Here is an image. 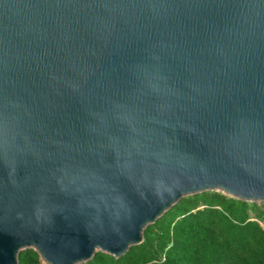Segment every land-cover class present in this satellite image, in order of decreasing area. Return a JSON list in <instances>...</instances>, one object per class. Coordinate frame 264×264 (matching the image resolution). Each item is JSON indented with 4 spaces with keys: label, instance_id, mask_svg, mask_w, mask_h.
<instances>
[{
    "label": "water",
    "instance_id": "water-1",
    "mask_svg": "<svg viewBox=\"0 0 264 264\" xmlns=\"http://www.w3.org/2000/svg\"><path fill=\"white\" fill-rule=\"evenodd\" d=\"M207 191L264 202V0H0V264L118 259Z\"/></svg>",
    "mask_w": 264,
    "mask_h": 264
},
{
    "label": "trees",
    "instance_id": "trees-1",
    "mask_svg": "<svg viewBox=\"0 0 264 264\" xmlns=\"http://www.w3.org/2000/svg\"><path fill=\"white\" fill-rule=\"evenodd\" d=\"M18 263L43 264L32 249ZM82 264H264V204L214 191L184 197L124 256L96 252Z\"/></svg>",
    "mask_w": 264,
    "mask_h": 264
},
{
    "label": "rangeland",
    "instance_id": "rangeland-1",
    "mask_svg": "<svg viewBox=\"0 0 264 264\" xmlns=\"http://www.w3.org/2000/svg\"><path fill=\"white\" fill-rule=\"evenodd\" d=\"M255 203H257V204H264V202H255ZM42 263H43V264H46V263H44L43 261H42Z\"/></svg>",
    "mask_w": 264,
    "mask_h": 264
}]
</instances>
